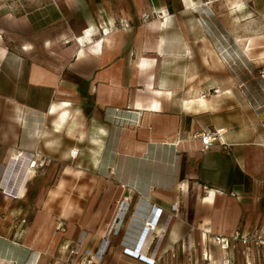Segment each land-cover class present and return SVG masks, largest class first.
Wrapping results in <instances>:
<instances>
[{
  "label": "crops",
  "instance_id": "obj_1",
  "mask_svg": "<svg viewBox=\"0 0 264 264\" xmlns=\"http://www.w3.org/2000/svg\"><path fill=\"white\" fill-rule=\"evenodd\" d=\"M195 4L0 0V264H85L91 255V264H148L137 253L187 264L202 253L204 230L264 232L263 99L246 88L229 123L214 110L190 112L185 15ZM229 9L245 26L264 18V0ZM176 41L186 70L174 94L161 64ZM214 131L204 149L200 134ZM84 148L90 166L76 167ZM116 150L117 182L62 181L90 175L98 158L109 174ZM33 151L52 162L29 173L13 155ZM152 207L162 209L156 244L143 228Z\"/></svg>",
  "mask_w": 264,
  "mask_h": 264
},
{
  "label": "rangeland",
  "instance_id": "obj_2",
  "mask_svg": "<svg viewBox=\"0 0 264 264\" xmlns=\"http://www.w3.org/2000/svg\"><path fill=\"white\" fill-rule=\"evenodd\" d=\"M33 1L37 0H29L30 3ZM195 1V6L199 5L200 7H193L185 15L187 17L185 21L189 24V77L187 82L190 96V112L197 115L202 114L203 110H214L216 116L222 122L229 123L231 121L230 118H232L231 112L234 110V107L230 106L234 101L244 104L245 90L250 87H253L254 97L255 95L259 99L262 97L263 104L261 109L264 108V89L261 93L259 91L263 80L261 75L264 72V59L260 57L262 50H264V18L257 16L256 20L248 26L240 23L235 17L234 9L229 8L244 0ZM196 10H199L198 14L200 15L201 13V16H196V13L192 14ZM198 22L203 23V29L200 26L197 27L196 24ZM180 33L178 31L177 36L173 35L172 38L174 40L180 39ZM182 33L184 38L185 32L183 31ZM230 33L233 37L232 39L230 38ZM247 39H249L247 45L249 44L251 49L247 51V56H244L242 50ZM175 43L179 42L176 41ZM181 49L183 48L178 44L167 46L168 58L161 64L162 70L168 74L169 79L167 81L173 87L174 94L179 92L181 84L185 82V79L181 78V73L186 70V63H181L179 59ZM198 59L200 60L199 63L197 62ZM218 90H221V92H217ZM235 93H237V97L234 96ZM201 97L203 98L200 100L204 99L203 102L197 100V98ZM241 112H244L243 107ZM132 140L133 138H130L129 141ZM85 146H87V143ZM80 152H82V158L76 167L82 165L90 166L91 160L85 158L88 150L84 148L83 151L79 150V154ZM116 154L117 150L115 151L114 159L110 158L109 160L113 167L112 169L109 168V174L102 173L99 169L100 158H98L97 164L93 160L92 166H94V170L91 171L90 175L82 172L78 173L75 178L74 176L69 178L68 175H63L62 181L69 183L76 179L77 183L117 182ZM120 154L122 155V153ZM97 155L99 156L100 154L98 153ZM127 165L128 162L126 163ZM69 210H75L73 213H77L79 206L69 208ZM205 244L207 248L210 246L211 249L210 262L203 260L201 253L198 251L196 264H244L240 252H233L231 259L219 249H213L212 245H208V242H205ZM200 246L203 248L201 243ZM257 252L259 256L257 258V255H255L254 263L264 261V245L258 248ZM226 259H229V263H226Z\"/></svg>",
  "mask_w": 264,
  "mask_h": 264
},
{
  "label": "built area",
  "instance_id": "obj_3",
  "mask_svg": "<svg viewBox=\"0 0 264 264\" xmlns=\"http://www.w3.org/2000/svg\"><path fill=\"white\" fill-rule=\"evenodd\" d=\"M103 33H106V30H102ZM220 134L219 131L209 132V133H201L200 138L203 143L204 149H207L211 146L212 142H214L217 139V136ZM71 157H76L78 155L77 149H72L70 152ZM16 162L20 159H24L27 164V168L29 170V173L35 172L38 169H43L44 167L48 166L52 159L48 157L47 155L41 154L40 152L33 151V152H18L14 154ZM11 157V159L13 158ZM171 209L173 212H176V205L173 204L171 206ZM152 210H155V216L151 214L145 221L143 228L145 229L146 236L148 237L149 241L154 242L155 244L159 242L164 236V232L156 233V229L158 228L159 220L162 216V209L152 207ZM169 217L171 215H167L165 222L162 225V228L165 227ZM25 219H20L19 223H24ZM163 230V229H162ZM204 236V237H203ZM205 242H208V245H212L213 249H219L225 255L230 257L232 259L233 252H240L242 259L244 260V264H260V263H254L255 255H257L258 258V252L256 253V250L264 245V232H260L259 230H253V231H244L242 229H236L234 230L230 235L224 236V235H218V234H212L210 230H204L201 237V244L203 245V251L201 253V257L203 260L210 262L211 259V249L210 246H206ZM186 247L188 250H192V245L189 241V238L187 239ZM98 250L94 253V255H97ZM138 257L145 260L148 264H154L155 259L149 257H146V255H139L137 253ZM93 258V255L89 256V258L85 261V264H91V259ZM226 263H229V259H226ZM172 264V263H171ZM187 264H196L195 260H191L190 257H188V263Z\"/></svg>",
  "mask_w": 264,
  "mask_h": 264
},
{
  "label": "bare ground",
  "instance_id": "obj_4",
  "mask_svg": "<svg viewBox=\"0 0 264 264\" xmlns=\"http://www.w3.org/2000/svg\"><path fill=\"white\" fill-rule=\"evenodd\" d=\"M16 159H17V158L15 157L14 160L16 161ZM25 166H26V165H25ZM27 171H29V170H28V168L26 167V172H27Z\"/></svg>",
  "mask_w": 264,
  "mask_h": 264
}]
</instances>
